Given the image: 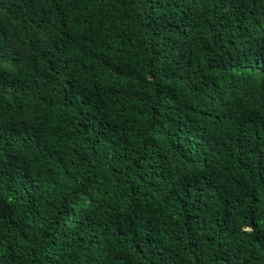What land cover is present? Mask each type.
Here are the masks:
<instances>
[{"label": "trees", "instance_id": "trees-1", "mask_svg": "<svg viewBox=\"0 0 264 264\" xmlns=\"http://www.w3.org/2000/svg\"><path fill=\"white\" fill-rule=\"evenodd\" d=\"M0 264H264V0H0Z\"/></svg>", "mask_w": 264, "mask_h": 264}]
</instances>
